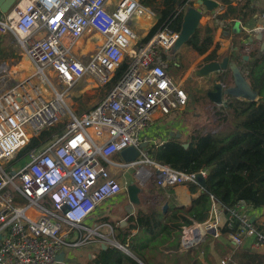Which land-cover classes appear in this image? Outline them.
<instances>
[{
	"label": "built area",
	"instance_id": "obj_1",
	"mask_svg": "<svg viewBox=\"0 0 264 264\" xmlns=\"http://www.w3.org/2000/svg\"><path fill=\"white\" fill-rule=\"evenodd\" d=\"M221 14L219 6L207 18L217 21ZM156 23L140 0H16L1 14L0 34L14 37L33 73L0 66V264H59L56 256L70 246L72 230H81L103 202L126 193L130 182L163 194L197 185V174L206 177V170L184 173L154 163L139 149L150 142L144 132L155 115L183 110L188 102L181 78L168 73L178 32L154 30ZM252 40L243 41L244 53ZM87 86L105 92L76 114L68 97ZM57 124H64L62 131L14 168L29 139ZM130 146L139 150L136 161L114 160ZM131 170L136 181L117 177ZM261 215L242 200L224 207L210 198L206 218L181 227L177 252L208 240L264 249Z\"/></svg>",
	"mask_w": 264,
	"mask_h": 264
},
{
	"label": "trees",
	"instance_id": "obj_2",
	"mask_svg": "<svg viewBox=\"0 0 264 264\" xmlns=\"http://www.w3.org/2000/svg\"><path fill=\"white\" fill-rule=\"evenodd\" d=\"M140 1L155 12L157 23L154 30L163 27L176 32L180 30L183 10L192 4V0ZM235 11V8L228 7L221 17H227ZM215 32L214 24L200 26L186 45L198 56H203L211 49ZM244 56L248 60L243 61ZM228 57L239 65L241 73L258 97L252 102L227 98L225 105H213L216 118L214 128L205 133L193 131L186 148L182 146L186 142L179 143L175 137L147 146L149 159L154 163L184 173L206 170L207 174L205 187L188 207L177 208L173 200L167 201L168 209L165 213L160 205L140 207L135 214L127 216L126 227L116 228V242L144 264H148L147 250H177L181 227L190 224L191 220L202 222L206 218L210 198L224 207L242 200L252 209H264V49L258 46L244 53L240 41L234 39ZM220 58L212 50L202 60V64L219 61ZM182 63L181 58H173L170 67L174 74L178 72L176 67L187 69ZM223 77V74L217 75L216 80L222 81ZM203 96L210 102L206 90ZM63 127L64 124H57L42 131L37 137L30 138L18 153L17 159H23L28 151L48 142ZM188 187L191 193L198 189L195 184ZM132 231L135 233L132 234ZM209 241L214 243L212 245L219 242L208 240L207 243ZM234 259L238 264H264V253L239 249ZM84 264L140 263L108 244L105 249L95 248L91 258H86Z\"/></svg>",
	"mask_w": 264,
	"mask_h": 264
},
{
	"label": "crops",
	"instance_id": "obj_3",
	"mask_svg": "<svg viewBox=\"0 0 264 264\" xmlns=\"http://www.w3.org/2000/svg\"><path fill=\"white\" fill-rule=\"evenodd\" d=\"M215 1L222 8V14L218 17L217 21H210L207 18L208 12H205L207 13L203 17L205 23L200 25L203 26L205 24L211 23L216 26V32L214 35L213 44L211 49L205 55L203 56L197 55V59L195 62L202 63V60L205 58V56L209 54V52H211L212 50H215L217 56L221 57L222 59L225 57L228 58L229 62L236 64V66L239 68V65L228 57V55H230V48L232 46V42L234 39L239 40L242 45V51H243V45H244L243 41L245 39L249 40L250 38H253L252 50L256 49L258 46L262 49L261 42L254 40V35H256L259 32V29L262 26H264V0H215ZM228 7H233L235 8L236 11L229 14L227 17L224 18L221 17L223 14H225L226 9ZM0 45H6L12 47L15 45V39L9 33L0 34ZM193 53L195 52L193 51ZM221 58L220 60H222ZM242 59L243 61H246L244 57ZM18 65L19 62L18 64L13 65L11 67ZM5 66L8 71L15 72L11 70V67L9 65H5ZM4 70L6 69L4 68ZM18 71H21V69ZM221 74L225 75L224 73H214L207 78H203L205 83L207 82V79L211 78L210 87L205 88L207 91V96L208 94L214 92V85L220 83V80H216V77L217 75H221ZM20 75L21 76L25 75L24 71H21ZM227 75L228 77L226 79V84L230 86L232 84L230 73H228ZM87 88H92V87L87 86ZM210 103H212L211 100ZM212 104L214 105V103ZM182 111L183 110H180V112ZM175 112L176 111L172 113ZM177 120L178 119L176 117L168 118L167 116L165 118V116L159 117L155 115L153 117L151 127L144 132L145 137L150 141L149 143H147V146L156 145L157 141L165 142L173 137L178 139L179 140L178 142L181 143L182 142L181 140L183 138L182 133L184 129L183 128L181 130L176 129V126L179 124ZM173 127L175 128L173 129ZM177 134L180 135L178 136V138L176 137ZM114 160H119V157L116 156ZM103 164L104 166L107 167V164L105 162H103ZM110 171L112 173L115 172L114 168H110ZM151 190L153 191L151 193V197L153 198L154 202L161 203V204H155L154 207L160 205L161 208L162 205L164 203H167V201L169 200H173L175 207H188L191 204V202L195 200L201 193V191H198V189L194 193H191L189 187L185 186V187L170 188L167 189L165 192H163V194L161 193L158 194L154 190L153 186L149 184L146 187H144V192L139 195L140 200L142 198V195H146L147 192L148 191L151 192ZM182 197L186 198L185 204L182 203L181 201ZM16 198L19 200L18 197ZM136 210L137 208L129 203L125 193L119 194L117 197L103 202L96 209V211H94V213L88 217L86 223L82 224L83 228H81V230H78L81 232L84 231L85 233H87V235H85L84 238H82V233H79L77 236H74L76 238H70L71 239L70 246L65 247L69 250V252L66 254L64 250L62 251L65 254L64 261H66V263L68 264H72L74 260L75 252H78L83 247L82 242L84 243L87 242L88 243L87 246L91 245V248H89L91 250L86 254L87 259L91 258L92 251L95 248L97 247L102 248L103 244H105L106 246L108 244L114 246L113 242L117 243L116 240L114 239V236L117 234L116 228L126 227L128 223L126 226L120 227L121 222L123 220L127 222V216L135 214ZM258 211L262 214L261 220L264 222V209ZM90 224L92 226H90ZM92 227L96 229V233H93V235H95L94 240H90L88 238V236H90L91 233L90 232L91 230L89 229ZM132 232H133L132 234L135 233V231ZM112 239L114 241H112ZM205 243L201 244L195 249L183 253H178L177 250H173V249H169V250L150 249L146 251L147 254L146 259L148 264H221L220 263L221 260L225 256H228L230 260L226 264H238L234 259V255L238 251V249L236 250L232 245L228 246L229 244H227L226 242H222L223 244L221 243V245L218 243L216 245L210 246V245H205ZM255 252L264 253V249ZM129 256L132 258L135 257L133 254ZM135 260H137L140 264H144L140 262L137 258Z\"/></svg>",
	"mask_w": 264,
	"mask_h": 264
},
{
	"label": "rangeland",
	"instance_id": "obj_4",
	"mask_svg": "<svg viewBox=\"0 0 264 264\" xmlns=\"http://www.w3.org/2000/svg\"><path fill=\"white\" fill-rule=\"evenodd\" d=\"M203 17L202 20L200 21V25L205 23ZM176 57L182 59L183 62L182 64H184L187 67V69L180 70V68L176 67L178 72L174 74L172 67H170L171 62H169L168 73L170 75H177L178 77L181 78V80L183 81L184 90L188 95V102L182 112L176 111L175 113L166 115L165 118L168 116V118L176 117L178 119L177 121L179 122V124L176 126V129H180V130L182 128L184 129L182 133L183 138L181 141L188 143L190 135L193 134V131H201L202 133H205L206 131L214 128L216 118L213 113V104L208 102V100H206L203 96V91L206 90L205 89L206 87H210L211 84V78L207 79L206 83L204 82L203 78H207L211 74L208 75L207 77H199L196 75V72L199 69V67L202 65V63L195 62L197 59V54L193 53V51L190 50V48L186 44L180 48L179 52L175 55V58ZM18 62L19 64H21L23 68L13 69V67L11 66L18 64ZM3 64L9 65L12 71L15 70L18 71L20 69L23 70L25 75H30L33 73V67L25 58L20 56L19 50L17 47H15V45L12 47L6 45H0V66H2ZM104 92L105 89L87 88L85 89L84 93L74 95V90H71V94L68 97V104L70 106V109L76 114L87 111L97 103V101L103 96ZM174 128L175 127H173V129ZM19 160L20 159L12 160V165L14 166V168H17V166H19L18 165V163L20 162ZM9 163H7L6 165L5 163L3 164L4 166L8 167ZM122 175H124L130 181L134 179L133 170L127 172L121 171L119 172L117 177H121ZM133 181L136 180L134 179ZM140 201H141L140 204L136 206L137 209L140 207L151 208L155 204H161L158 201H157L158 203L154 202L153 198L151 197V193L149 191L147 192L146 195H142ZM87 219L88 218H86L85 222H83L84 224L86 223ZM90 226L92 225L90 224ZM89 230H91L90 231L91 233L90 236H88V238L90 240H94L95 235H93V233H96V229L92 227ZM80 232L81 231H78V229H73L71 233V238H76L74 236H77ZM82 233L84 236L87 235V233H85L84 231H82ZM112 241L114 240L112 239ZM221 243L222 242H220L219 244L221 245ZM87 244H88L87 242L86 243L82 242L83 247L78 252H75L74 260L72 264H84L86 262V257H87L86 254L91 250L89 249L91 248V245L87 246ZM113 244L116 243L113 242ZM212 244L214 243L211 241L205 243V245H210V246ZM228 246H230V244ZM63 250L66 252V254L69 252V250L65 247L63 248Z\"/></svg>",
	"mask_w": 264,
	"mask_h": 264
},
{
	"label": "water",
	"instance_id": "obj_5",
	"mask_svg": "<svg viewBox=\"0 0 264 264\" xmlns=\"http://www.w3.org/2000/svg\"><path fill=\"white\" fill-rule=\"evenodd\" d=\"M16 2V0H0V14H5ZM220 5L215 0H192V4L187 6L182 13V21L180 30L178 32V39L175 44L168 50V54L171 57L179 52L180 48L187 44L190 37L194 35L200 26V21L202 20L203 14L205 12H211L217 9ZM254 40L261 42V47L264 49V33L258 32L254 35ZM247 60L248 57L244 56ZM230 73V78L232 84L228 86L226 84L227 73ZM213 73H224L223 80L220 83L214 85V92L208 94L209 99L212 103L225 105L227 98L240 99L244 101H255L258 94L252 90L250 84L245 79L244 75L241 73L240 69L236 64L229 62L228 58H223L220 61H211L202 64L196 72L199 77H207ZM179 134L176 135L178 138ZM184 148L188 146L187 143L182 144ZM147 147V143H141L139 149H144ZM118 157L125 163L134 162L139 157V150L135 147H127L118 153ZM195 182L199 188L203 189L205 187V178L201 174L195 176ZM143 193V189L139 187L135 182H130L126 187V197L132 206H138L140 204L139 195ZM162 212L165 213L168 209V204L164 203L162 205ZM127 225V222L123 220L120 227ZM115 247L122 250L123 253L127 255H132L125 247L120 246L118 243L114 244ZM105 244L102 245L104 249ZM64 252L59 253L56 256V261L60 264L64 262ZM135 258V257H133ZM136 259V258H135Z\"/></svg>",
	"mask_w": 264,
	"mask_h": 264
},
{
	"label": "bare ground",
	"instance_id": "obj_6",
	"mask_svg": "<svg viewBox=\"0 0 264 264\" xmlns=\"http://www.w3.org/2000/svg\"><path fill=\"white\" fill-rule=\"evenodd\" d=\"M23 63H24V62H23ZM23 63H22V64H23ZM17 68H23V67L21 66V64H19L18 66H14V67H13V69H17ZM25 68H26V66H25ZM5 69H6V68H5ZM25 70H26V69H25ZM7 71H8V70H7ZM15 71H16V70H15ZM181 201H182V203L185 204V203H186V198H183V197H182V198H181Z\"/></svg>",
	"mask_w": 264,
	"mask_h": 264
}]
</instances>
